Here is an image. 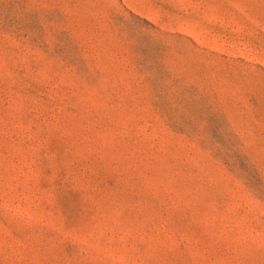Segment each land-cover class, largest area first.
I'll return each instance as SVG.
<instances>
[{"label": "rangeland", "instance_id": "374dc122", "mask_svg": "<svg viewBox=\"0 0 264 264\" xmlns=\"http://www.w3.org/2000/svg\"><path fill=\"white\" fill-rule=\"evenodd\" d=\"M0 264H264V0H0Z\"/></svg>", "mask_w": 264, "mask_h": 264}]
</instances>
